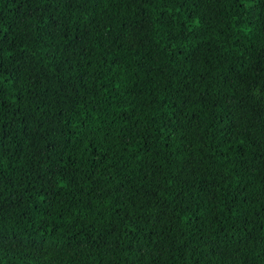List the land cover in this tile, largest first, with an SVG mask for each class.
I'll list each match as a JSON object with an SVG mask.
<instances>
[{"label":"trees","instance_id":"16d2710c","mask_svg":"<svg viewBox=\"0 0 264 264\" xmlns=\"http://www.w3.org/2000/svg\"><path fill=\"white\" fill-rule=\"evenodd\" d=\"M0 264H264V0H0Z\"/></svg>","mask_w":264,"mask_h":264}]
</instances>
